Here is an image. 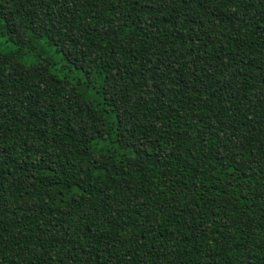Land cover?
Returning a JSON list of instances; mask_svg holds the SVG:
<instances>
[{
    "label": "trees",
    "instance_id": "1",
    "mask_svg": "<svg viewBox=\"0 0 264 264\" xmlns=\"http://www.w3.org/2000/svg\"><path fill=\"white\" fill-rule=\"evenodd\" d=\"M0 264H264V0H0Z\"/></svg>",
    "mask_w": 264,
    "mask_h": 264
},
{
    "label": "rangeland",
    "instance_id": "2",
    "mask_svg": "<svg viewBox=\"0 0 264 264\" xmlns=\"http://www.w3.org/2000/svg\"><path fill=\"white\" fill-rule=\"evenodd\" d=\"M42 44L45 46V47H48L50 49V51L52 50L50 47V45L47 44V41L46 40H43L42 41Z\"/></svg>",
    "mask_w": 264,
    "mask_h": 264
}]
</instances>
